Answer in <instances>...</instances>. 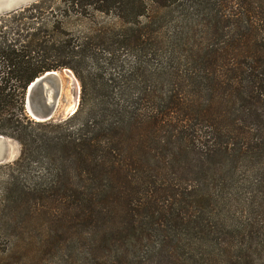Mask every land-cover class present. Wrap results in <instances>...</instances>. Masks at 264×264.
Listing matches in <instances>:
<instances>
[{
  "label": "trees",
  "instance_id": "trees-1",
  "mask_svg": "<svg viewBox=\"0 0 264 264\" xmlns=\"http://www.w3.org/2000/svg\"><path fill=\"white\" fill-rule=\"evenodd\" d=\"M64 68L77 110L32 121L27 86ZM0 135L19 143L17 171L39 167L20 208L51 216L54 250L64 223L101 224L79 264H264V0H38L0 15Z\"/></svg>",
  "mask_w": 264,
  "mask_h": 264
},
{
  "label": "rangeland",
  "instance_id": "rangeland-1",
  "mask_svg": "<svg viewBox=\"0 0 264 264\" xmlns=\"http://www.w3.org/2000/svg\"><path fill=\"white\" fill-rule=\"evenodd\" d=\"M124 60L125 70L128 66L127 64L132 62V59L130 56H126ZM71 73L74 77V82L78 88V92L77 94H73L74 91L70 85V82L62 83L59 103L53 117L54 119L51 120V122H59L69 117L65 116L58 118L61 111L72 106L71 100L73 99V95L78 96L77 100L79 105L80 85L74 73L72 71ZM29 118L32 121L37 122L30 116ZM8 139L15 142L17 146V156L11 162L0 164V264H63L59 258V255H57V253H61L62 250L65 252L68 250L74 253L76 262L74 260H70L69 264H79L78 254L80 250L78 247H81V244L86 242V237L94 236V238H96L93 233L98 227L100 228L101 224L98 223L96 225H89L82 222L64 223L66 226H68V228L61 231V235L63 237H60L59 239H62L63 241H61L58 245L59 249L54 250L51 244L50 236H54L52 238L53 240H55L57 236L51 234L49 231V221L52 220L51 216H47L48 220H37L36 216L42 217L43 214L38 215L36 213L40 207L30 199L28 202L24 203L26 204L24 208H20L22 205H20L19 202V194L21 192H30L31 183L28 180V177L31 180L37 178V176L40 174L39 167L35 163L31 162L29 163V167L26 170L17 171V168L12 163L19 157L20 146L16 140L11 138ZM188 178L189 176L186 174L181 177V180L179 181V186L181 188H184L186 185H188ZM46 206L47 205H45L44 208ZM47 207L48 208L46 212L48 214H53L52 211H54V208H51L50 205ZM212 209L213 207L208 205L205 210L210 213ZM51 231L54 232L53 227H51ZM56 234L58 235V233ZM99 239L101 242H99L98 248H100L104 243L103 237ZM64 240L67 242L64 243ZM114 241L116 242V238ZM69 244H71L70 246L76 248L71 250L69 248ZM111 246H114V243H112ZM88 247L91 250L97 248L96 245L90 244ZM94 257L96 260H102V256L99 253L95 254ZM69 259H71V257ZM125 264L131 263L126 261Z\"/></svg>",
  "mask_w": 264,
  "mask_h": 264
},
{
  "label": "water",
  "instance_id": "water-1",
  "mask_svg": "<svg viewBox=\"0 0 264 264\" xmlns=\"http://www.w3.org/2000/svg\"><path fill=\"white\" fill-rule=\"evenodd\" d=\"M38 0H0V15L19 10ZM63 82H70L73 94H77L74 77L69 69L46 71L36 77L26 88L24 107L26 113L37 122H47L54 118L60 99ZM78 96L73 95L72 106L59 113L58 118L72 115L78 106ZM17 156V146L12 140L0 136V164L13 161Z\"/></svg>",
  "mask_w": 264,
  "mask_h": 264
}]
</instances>
